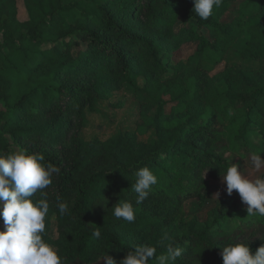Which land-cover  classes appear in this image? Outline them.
I'll return each mask as SVG.
<instances>
[{
    "label": "trees",
    "instance_id": "1",
    "mask_svg": "<svg viewBox=\"0 0 264 264\" xmlns=\"http://www.w3.org/2000/svg\"><path fill=\"white\" fill-rule=\"evenodd\" d=\"M227 4L222 0L202 20L194 0H26L28 20L22 22L17 0H0L5 38L0 48V155L15 148L42 153L60 169L45 190L50 201L46 226L55 220L58 237L49 242L65 264H98L108 255L119 264L143 244L155 246L160 255L168 243H160L165 232L184 249L176 264H223L222 247L228 244L247 243L252 254L264 245V217H248L227 199L204 222L184 215L185 201L208 198L207 172L221 178L230 158L262 154L256 145H264V2L247 22L225 24L218 11ZM181 12L210 37L194 28L168 30ZM139 27L143 34L137 33ZM246 34L249 40L238 56L259 66H226L212 76L227 61L230 46ZM180 39L197 43V59L171 65L164 44ZM96 69L94 81L64 80ZM140 77L146 79L144 87L138 85ZM120 82L135 90L136 129L108 140H84L86 110L109 99V86ZM164 96L174 104L170 113ZM151 131L154 140L141 139ZM143 167L154 172L158 183L135 205L134 173ZM57 197L69 205L64 215ZM125 201L137 208L132 223L113 215L112 208ZM94 230L100 238L93 237Z\"/></svg>",
    "mask_w": 264,
    "mask_h": 264
},
{
    "label": "clouds",
    "instance_id": "2",
    "mask_svg": "<svg viewBox=\"0 0 264 264\" xmlns=\"http://www.w3.org/2000/svg\"><path fill=\"white\" fill-rule=\"evenodd\" d=\"M222 0H194V11L202 20L219 8ZM247 168L240 171L238 164L231 163L222 175L229 196L237 191L249 216L264 217V159L261 153L252 152L246 159ZM60 169L46 162L42 153H27L17 149L8 155H0V218L4 230H0V264H65L55 246L45 240L46 217L50 210L48 193L45 191L53 183V177ZM135 183L132 191L135 205L142 204L149 196L158 177L148 168L135 171ZM220 193L216 194L218 199ZM59 213L64 215L69 210L67 202L57 197ZM133 202L116 204L113 215L132 223L136 219L137 208ZM93 237L100 238L101 232L94 230ZM168 241L166 251L157 255V248L149 244L137 245L127 253L119 264H149L156 257L155 264H176L184 249L175 245L165 232L160 243ZM223 264H264V245L252 254L247 243H234L222 247ZM106 264H117L108 255Z\"/></svg>",
    "mask_w": 264,
    "mask_h": 264
},
{
    "label": "rangeland",
    "instance_id": "3",
    "mask_svg": "<svg viewBox=\"0 0 264 264\" xmlns=\"http://www.w3.org/2000/svg\"><path fill=\"white\" fill-rule=\"evenodd\" d=\"M228 4L225 8L220 9L218 14L221 17V22L227 24L232 23L235 20L241 19L247 22L249 17L260 13V9L264 0H227ZM17 15L18 19L22 22L28 20V14L26 9V0H17ZM130 19L132 20L133 17ZM137 22V20H132ZM194 28L195 31L204 32L207 37H210V33L207 29L200 30L199 25L195 19H191L187 14L181 12L173 26L168 29H173L174 31H179L181 29ZM167 30V29H163ZM163 30L159 31L162 32ZM137 33L143 34L144 30L140 27L137 29ZM152 36H157L155 32H149ZM3 31L0 30V48H4L5 38L3 37ZM249 40V35H243L235 43L230 46L229 56L226 62L220 64L216 70L211 74L212 76L219 75L224 72L226 66L243 68V69H254L259 65L258 63L251 61H244L239 56L238 53L244 49L246 42ZM165 48H169L170 57L169 61L171 65H176L181 61H185L194 57L197 59V43L184 42L181 39L173 42L166 41L164 44ZM87 44L83 42L81 48L86 49ZM77 49L73 51V55L76 56ZM193 58V59H194ZM97 69L88 71H83L82 74H73L71 76H66L64 80L69 83H88L94 81L97 77ZM169 75V74H168ZM165 76V78L168 77ZM146 79L140 77L138 79V85L144 87L146 85ZM112 88L110 98L105 100H98L95 104V110H86V126L82 131V138L86 141H92L96 138L101 140H108L120 133L126 131H134L136 129V122L139 119V102L135 99V90L126 83L120 82L119 84H114V86H109ZM164 99L169 102L166 106V112L170 113L174 104H170V96H164ZM0 110H4L3 103L0 102ZM154 111V112H153ZM152 111L155 113L156 109ZM49 115L45 117L48 119ZM2 128V125L0 126ZM155 133L151 131L148 135L141 137L144 141L154 140ZM259 150L262 151L261 158L264 159V145L257 142ZM15 148V147H14ZM18 148H15V151ZM248 158V157H247ZM246 158V159H247ZM245 160H240L237 158H230V163L238 164L240 166L239 170L244 172L247 168V162ZM205 177L210 181L211 189L207 192L208 198L206 200L200 197H193L184 202V215L187 219L191 220L194 218L199 219L204 222L208 219L211 211L222 201L228 200L230 206H237L240 211L247 212L246 209L248 205L244 204L241 197L237 191H233V194L229 196L226 191V184L221 178H215L210 173H206ZM220 193L218 199L216 194ZM57 224L53 219L49 226H46V231L48 235L45 236V240H56L58 237ZM98 264H106V260H101Z\"/></svg>",
    "mask_w": 264,
    "mask_h": 264
}]
</instances>
